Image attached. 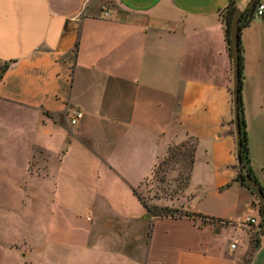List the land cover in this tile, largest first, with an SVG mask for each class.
Returning a JSON list of instances; mask_svg holds the SVG:
<instances>
[{
  "label": "crops",
  "instance_id": "1",
  "mask_svg": "<svg viewBox=\"0 0 264 264\" xmlns=\"http://www.w3.org/2000/svg\"><path fill=\"white\" fill-rule=\"evenodd\" d=\"M229 1L0 0V264H60L69 246L79 264H264L259 206L237 181ZM240 45L249 166L264 189V21ZM189 139L179 211L192 216L148 217L133 190Z\"/></svg>",
  "mask_w": 264,
  "mask_h": 264
},
{
  "label": "trees",
  "instance_id": "2",
  "mask_svg": "<svg viewBox=\"0 0 264 264\" xmlns=\"http://www.w3.org/2000/svg\"><path fill=\"white\" fill-rule=\"evenodd\" d=\"M236 8H237L236 0H230L228 4L226 5V7L220 13V19L224 25V36H225L226 48L229 54H230V34H229L230 23L232 19V14ZM254 8L255 6L245 11L240 17L239 19L240 31L243 28L247 27L250 24V22L253 20ZM240 31H239V73H240V88H241V79H242V72H243V54H242V48L240 45ZM8 67H9L8 64H3L2 66H0V79L2 78L4 72L8 69ZM239 111H240V128H241V139H242V148H241L242 163H243V166L246 172H248V174L252 177V179L257 182L249 166L250 162H249V155H248L247 134H246V127H245V122L243 118V107H242L241 97H240ZM195 150H196V141L193 139H189V141H186L182 144L169 146L167 153H166V160H168L169 163L179 164V167L181 168L178 173L179 179H177V182L180 183V187L182 190L186 189L189 183V180H190L191 170H192L193 163H194ZM155 169H156V165L154 166L151 172L154 173ZM237 181L241 185L248 188L247 185L243 181V176L240 171L238 172ZM260 188L264 193V189L262 187ZM133 193L138 198V200L140 201L144 209L147 211V215L150 218H164V217L178 218L181 216H187V217L192 216L188 212L181 213L177 209L147 204L146 202H144V200L140 198V196L137 195L136 190H133ZM258 229L259 230L257 234L261 233L264 230V221L261 218L258 224ZM256 240H257V237L254 239V245L252 246V248L257 247L258 241Z\"/></svg>",
  "mask_w": 264,
  "mask_h": 264
},
{
  "label": "rangeland",
  "instance_id": "3",
  "mask_svg": "<svg viewBox=\"0 0 264 264\" xmlns=\"http://www.w3.org/2000/svg\"><path fill=\"white\" fill-rule=\"evenodd\" d=\"M180 169L179 164L169 163L168 160H166V155L160 158L156 163L154 173L151 172L140 188L136 190L137 195L150 205H155V203L160 200V203L164 206V204L171 200H177L175 208H177V210H182L181 208L185 205V193L184 190L181 189L180 183L177 182ZM82 224H84L83 220L80 223H75L71 227H73L74 230H77V228L82 229L84 227ZM254 239L255 238H252L253 241L251 246L254 245ZM69 241L72 242L71 234H69ZM78 253V250L75 249L74 246H69L68 249L62 252V255L65 257L68 256V258H65L60 264H79L77 261ZM248 253L250 254V252H247L246 259Z\"/></svg>",
  "mask_w": 264,
  "mask_h": 264
},
{
  "label": "water",
  "instance_id": "4",
  "mask_svg": "<svg viewBox=\"0 0 264 264\" xmlns=\"http://www.w3.org/2000/svg\"><path fill=\"white\" fill-rule=\"evenodd\" d=\"M259 0H250L244 7H237L233 14L230 23V57L232 66V111H233V128L236 142L235 158L237 168L243 176V181L254 194L260 211V218L264 221V193L260 188V185L252 179V177L246 172L242 163L241 148V128H240V73H239V19L242 14L251 9Z\"/></svg>",
  "mask_w": 264,
  "mask_h": 264
},
{
  "label": "built area",
  "instance_id": "5",
  "mask_svg": "<svg viewBox=\"0 0 264 264\" xmlns=\"http://www.w3.org/2000/svg\"><path fill=\"white\" fill-rule=\"evenodd\" d=\"M105 16H108L107 12H105ZM254 19L255 20L257 19V20L264 21V2L258 1L255 4V8H254V12H253V20ZM82 116H83V114L80 111L73 112V114H72V116L70 118V123L71 124H76L82 118ZM246 223L255 224V220L247 218L246 219ZM234 248H235V244L234 243L230 244L229 249L231 251H233Z\"/></svg>",
  "mask_w": 264,
  "mask_h": 264
}]
</instances>
